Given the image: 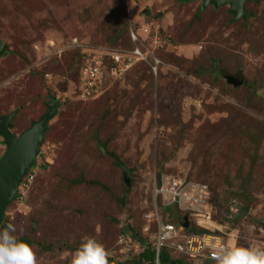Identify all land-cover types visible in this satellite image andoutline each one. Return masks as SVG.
Here are the masks:
<instances>
[{
    "label": "rangeland",
    "instance_id": "374dc122",
    "mask_svg": "<svg viewBox=\"0 0 264 264\" xmlns=\"http://www.w3.org/2000/svg\"><path fill=\"white\" fill-rule=\"evenodd\" d=\"M201 4L0 0V116L14 111L10 130L20 135L58 104L23 201L10 202L2 221L31 241L35 264H71L85 236L103 245L107 263L132 264L154 240L146 215L164 175L209 187L214 203L199 225L230 246L264 247V0L245 2L247 24L229 5ZM83 45L125 57L138 47L146 59L88 95L78 77ZM167 211L158 208L162 221L185 216Z\"/></svg>",
    "mask_w": 264,
    "mask_h": 264
},
{
    "label": "built area",
    "instance_id": "2783aa9c",
    "mask_svg": "<svg viewBox=\"0 0 264 264\" xmlns=\"http://www.w3.org/2000/svg\"><path fill=\"white\" fill-rule=\"evenodd\" d=\"M130 35L133 42H136L137 35L133 31L130 32ZM84 54L83 63L79 70V78L81 80L80 86L88 95H97L99 89L100 91L102 90L98 86L108 74L106 70V56L110 57L109 60L113 63L109 72V76L111 77L122 76L124 69L128 67L125 68L126 65L132 63L134 59L144 58L143 53L136 47L131 51L129 57L122 56L121 53L116 51L106 52L90 49H85ZM156 68L157 64L154 62L152 65L153 71H156ZM44 78L48 82L52 79V76L50 73H45ZM32 171H28L26 182L22 183L21 181L18 186L15 200L20 203H22L24 198V192H22L23 185L26 187L34 177V172ZM207 194L210 195L207 185L199 184L186 178L164 175L156 180L152 188V206L154 211L146 215L147 218L152 217L151 219L157 223V230L153 240L155 249L153 264H160V250L163 247L168 248L173 253L182 254L190 259H194L198 264H203L205 260H213L216 262L215 254L219 248L227 249L234 247L224 241L223 237L216 230H211L198 224L197 214L202 215L205 213V207L209 204ZM172 205H177L179 210L185 212V216L187 215L189 217L194 215L196 220L192 219L193 224L205 228L208 231L202 233L189 232L191 220L188 218L189 226L185 227L183 225V218L185 216L178 223L162 221L158 208H166ZM148 229L149 227L145 228V230Z\"/></svg>",
    "mask_w": 264,
    "mask_h": 264
},
{
    "label": "water",
    "instance_id": "95a60500",
    "mask_svg": "<svg viewBox=\"0 0 264 264\" xmlns=\"http://www.w3.org/2000/svg\"><path fill=\"white\" fill-rule=\"evenodd\" d=\"M202 7L211 4L215 8L229 5V12L234 15V20L242 18L247 24L250 15L244 8L248 0H201ZM257 1V0H254ZM5 48V43L0 39V55ZM228 81L232 84L243 83L241 74L228 75ZM58 104L49 105L48 110L40 119L20 135L10 131L11 120L14 113L0 116V136L3 138L5 152L0 158V225L4 213L17 194V189L22 177L34 165L39 152V145L43 140L44 133L48 129V121L56 114ZM183 225L189 226L188 216H185Z\"/></svg>",
    "mask_w": 264,
    "mask_h": 264
},
{
    "label": "clouds",
    "instance_id": "9594fccd",
    "mask_svg": "<svg viewBox=\"0 0 264 264\" xmlns=\"http://www.w3.org/2000/svg\"><path fill=\"white\" fill-rule=\"evenodd\" d=\"M131 31H133L136 35L138 34V32L133 30L132 28L130 29L129 34ZM85 49H90L95 51H106V52H112V51L119 52L117 50L107 49L105 47L100 48L89 45H83L80 49L82 63H83V57L85 55L84 54ZM131 51H129V53H131ZM140 52L143 53L144 58L137 60L139 62L145 61L146 54L141 50ZM109 59L110 57L106 56V64H107L106 70L108 74L110 72V67L113 64L112 62H110ZM82 63L78 64V77H79L80 66L82 65ZM153 64L154 62L153 63L151 62V69ZM35 164H36V159L34 165ZM31 168L28 171H30ZM28 171L26 173H28ZM215 260H216V264H264V247L249 246L247 248L244 247H231L227 249L219 248L215 254ZM0 264H35V255L31 246L18 235V229L16 225H14L13 223H8L3 227H0ZM71 264H107L106 252L103 245L100 242H98L95 238L88 236L82 237L81 243L72 253Z\"/></svg>",
    "mask_w": 264,
    "mask_h": 264
},
{
    "label": "trees",
    "instance_id": "16d2710c",
    "mask_svg": "<svg viewBox=\"0 0 264 264\" xmlns=\"http://www.w3.org/2000/svg\"><path fill=\"white\" fill-rule=\"evenodd\" d=\"M182 1H186V0H182ZM202 7H200L201 9ZM144 14H149V10L148 9H145L144 10ZM138 25L134 24V26H132L131 28L135 31H137L138 29ZM132 42V41H131ZM7 51V48L5 47L3 52H2V55H4ZM79 57L81 58L79 60V63L78 64H81L82 63V57L81 55H79ZM47 72V71H46ZM44 72V73H46ZM44 73H43V77H44ZM49 105H53L51 103H48L47 104V110H48V107ZM14 112V111H13ZM47 112V111H46ZM45 112V113H46ZM44 113V114H45ZM7 115V114H6ZM32 124V123H31ZM46 165V163L44 164ZM189 180V179H188ZM210 192V198L208 199V202L210 204H213L214 203V199H213V196L211 195V191ZM175 207V209L179 210L177 205H172ZM171 206V207H172ZM170 206L166 207V208H162L163 212H169L167 211V209L169 208ZM190 218V217H188ZM174 220V219H173ZM191 220V228L189 229V232H192V233H202V232H206L208 231L207 229L205 228H202V227H198L197 225H193L192 224V218H190ZM165 222H171L173 223L172 220H166ZM177 223V222H176ZM7 223L6 222H3L1 227H3L4 225H6ZM23 240H25L28 244L31 243V241L28 239V238H25V237H21ZM154 258H155V249H154V246H153V241L151 244H148L144 249L143 251L141 252L140 256L138 258H136V260L133 261L132 264H143L144 262L147 263V264H153L154 262ZM160 264H198L197 261H195L194 259H190L188 258L187 256L185 255H182V254H176V253H173L172 251H170L168 248L166 247H163L161 250H160ZM216 264L215 261L213 260H205L203 262V264ZM109 264V263H107Z\"/></svg>",
    "mask_w": 264,
    "mask_h": 264
},
{
    "label": "bare ground",
    "instance_id": "6f19581e",
    "mask_svg": "<svg viewBox=\"0 0 264 264\" xmlns=\"http://www.w3.org/2000/svg\"><path fill=\"white\" fill-rule=\"evenodd\" d=\"M211 230H215V229H211Z\"/></svg>",
    "mask_w": 264,
    "mask_h": 264
},
{
    "label": "flooded vegetation",
    "instance_id": "af4514ba",
    "mask_svg": "<svg viewBox=\"0 0 264 264\" xmlns=\"http://www.w3.org/2000/svg\"><path fill=\"white\" fill-rule=\"evenodd\" d=\"M2 116V115H1Z\"/></svg>",
    "mask_w": 264,
    "mask_h": 264
}]
</instances>
